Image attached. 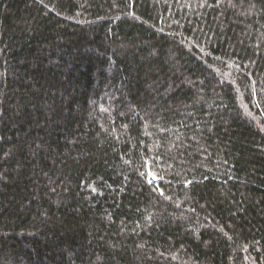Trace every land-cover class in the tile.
Returning <instances> with one entry per match:
<instances>
[{
    "label": "trees",
    "instance_id": "16d2710c",
    "mask_svg": "<svg viewBox=\"0 0 264 264\" xmlns=\"http://www.w3.org/2000/svg\"><path fill=\"white\" fill-rule=\"evenodd\" d=\"M0 264H264V0H0Z\"/></svg>",
    "mask_w": 264,
    "mask_h": 264
},
{
    "label": "rangeland",
    "instance_id": "374dc122",
    "mask_svg": "<svg viewBox=\"0 0 264 264\" xmlns=\"http://www.w3.org/2000/svg\"><path fill=\"white\" fill-rule=\"evenodd\" d=\"M154 178V177H153ZM150 180H152V179H150Z\"/></svg>",
    "mask_w": 264,
    "mask_h": 264
}]
</instances>
